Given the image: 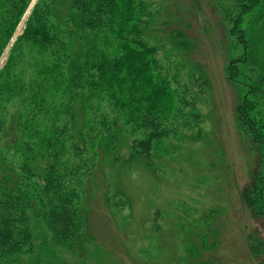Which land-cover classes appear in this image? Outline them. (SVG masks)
<instances>
[{"label": "trees", "instance_id": "trees-1", "mask_svg": "<svg viewBox=\"0 0 264 264\" xmlns=\"http://www.w3.org/2000/svg\"><path fill=\"white\" fill-rule=\"evenodd\" d=\"M32 2L0 0V61L6 54L0 67V264H41L40 256L21 260L37 247L31 218L48 227L56 245L76 254L95 239L86 204L87 160L96 159L97 169L100 157L114 155L119 142L102 102L132 134L142 135L134 137L127 157L119 151L124 163L152 164L161 138L187 127L193 131L201 122L196 100L174 88L180 74L172 73L173 61L157 44L156 2L36 0L30 9ZM259 3L237 0L240 10L230 36L243 44L244 53L232 59L227 76L248 83L237 110L243 134L251 147L262 149L264 163V71L258 75L254 62L247 67V40L239 30ZM178 41L188 46L182 34ZM239 63L244 73L235 66ZM201 78L210 81L205 74ZM261 175L264 179V170ZM249 196L261 209L260 196ZM116 197L124 198L121 204ZM104 198L111 200L108 192ZM113 198L110 203L119 206L129 200L121 188ZM259 247L252 246V252L259 255Z\"/></svg>", "mask_w": 264, "mask_h": 264}, {"label": "rangeland", "instance_id": "rangeland-1", "mask_svg": "<svg viewBox=\"0 0 264 264\" xmlns=\"http://www.w3.org/2000/svg\"><path fill=\"white\" fill-rule=\"evenodd\" d=\"M153 1L159 10L157 44L161 54L173 61L172 73L180 74V83L173 86L196 100L201 122L190 126L193 131L187 127L161 138L152 164L124 163L118 159L119 151L127 157L134 137L142 135L132 134L102 102L101 111L114 122L119 142L114 155L100 157L97 169L96 159L87 160L84 183L91 191L86 204L91 207L95 239L86 244L84 253L76 254L56 245L48 227L31 218L37 247L21 257L24 263L37 256L41 264H260L264 260L262 149L260 153V147H251L237 110L248 83L243 86L227 76L232 59L244 53L243 44L230 36L240 10L237 0ZM30 9L16 36L22 33ZM239 30L247 40V67L254 64L258 75H263L264 0L243 17ZM180 34L187 47L179 44ZM5 59L6 54L0 67ZM235 66L245 72L240 63ZM258 174L261 178L256 180ZM117 188L129 197L125 205L110 203ZM106 192L110 201L104 198ZM252 192L260 196L261 209L249 196ZM116 198L119 204L124 200ZM252 246H261L259 255Z\"/></svg>", "mask_w": 264, "mask_h": 264}]
</instances>
